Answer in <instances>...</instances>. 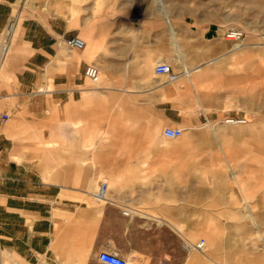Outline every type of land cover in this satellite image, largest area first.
I'll return each instance as SVG.
<instances>
[{
	"label": "crops",
	"instance_id": "0c3cea01",
	"mask_svg": "<svg viewBox=\"0 0 264 264\" xmlns=\"http://www.w3.org/2000/svg\"><path fill=\"white\" fill-rule=\"evenodd\" d=\"M17 2L0 0V39ZM94 3L76 18L26 17L16 43V23L5 53L0 43V264H103L101 252L194 264L188 245L255 220L234 199L225 120L248 125L252 111L221 70L230 44L215 24L171 21L163 4L140 15ZM71 36L85 47L69 49ZM160 62L175 80L155 73Z\"/></svg>",
	"mask_w": 264,
	"mask_h": 264
},
{
	"label": "rangeland",
	"instance_id": "374dc122",
	"mask_svg": "<svg viewBox=\"0 0 264 264\" xmlns=\"http://www.w3.org/2000/svg\"><path fill=\"white\" fill-rule=\"evenodd\" d=\"M90 1L102 7L131 8L132 13L140 15L145 8L160 7L157 0H18L0 43H7L14 23L18 26L10 43H16L20 38L19 25L26 17L44 18L59 13L76 18L81 13L80 6ZM161 1L170 12L171 21H198L215 24L223 30L222 39L230 44V52L228 64L225 63L221 70L224 74L229 73L232 82L240 84L244 98L249 95L248 104L252 111L248 125L246 122L226 125L228 132L232 133L229 150L237 164L235 204L245 209L249 206V213L255 220L245 222L250 227L249 233L246 229L236 230L235 234L229 232L224 237L215 235L209 239L204 235L205 246L190 260L196 261L194 264H216L213 260L219 264H264V0ZM229 29L241 31L242 37L238 41L227 39L225 34ZM236 43L239 44L237 48ZM226 131L221 129L220 133ZM172 146L177 145L165 143L164 147ZM243 198L247 201H242Z\"/></svg>",
	"mask_w": 264,
	"mask_h": 264
},
{
	"label": "built area",
	"instance_id": "2783aa9c",
	"mask_svg": "<svg viewBox=\"0 0 264 264\" xmlns=\"http://www.w3.org/2000/svg\"><path fill=\"white\" fill-rule=\"evenodd\" d=\"M225 37L229 40L238 41L242 37V32L234 29H229L226 31ZM65 45L69 49H83L85 47V41L78 36H71L64 39ZM154 71L158 75H167L169 80L173 81L177 78V75L172 72V67L169 63L160 62L155 65ZM85 75L94 83L99 80V71L97 67L90 65L85 70ZM2 118H7V115H2ZM228 124H243L246 122L245 119L240 118H229L225 120ZM182 129H171L167 128L164 130V135L169 139H176L182 135ZM107 184L101 183L98 190L94 193L97 200H103L106 197ZM128 214V212H124ZM205 246V240L200 239L192 246H187L188 249H194L201 251ZM97 260L103 264H128L123 258L115 253L101 252L97 255ZM161 264H168V262L163 261Z\"/></svg>",
	"mask_w": 264,
	"mask_h": 264
},
{
	"label": "bare ground",
	"instance_id": "6f19581e",
	"mask_svg": "<svg viewBox=\"0 0 264 264\" xmlns=\"http://www.w3.org/2000/svg\"><path fill=\"white\" fill-rule=\"evenodd\" d=\"M157 2H158V5H159V6H162V1H161V0H157ZM238 45H239V44L236 43V45H235L236 48L238 47ZM1 47H2V46H1ZM6 47H7L6 45H3V47H2V51H4L3 53H5V51H6Z\"/></svg>",
	"mask_w": 264,
	"mask_h": 264
}]
</instances>
